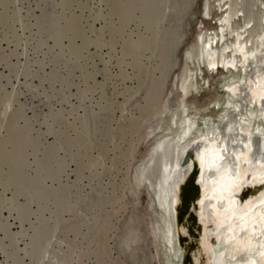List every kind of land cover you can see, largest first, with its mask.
<instances>
[{"label":"bare ground","instance_id":"1","mask_svg":"<svg viewBox=\"0 0 264 264\" xmlns=\"http://www.w3.org/2000/svg\"><path fill=\"white\" fill-rule=\"evenodd\" d=\"M195 1L161 2L159 21H164L167 11L172 10L170 21L173 23L168 22L167 29L173 31L175 38L169 34V38H162L165 40L162 42L161 39L162 49L155 53L160 61H154L150 67L154 71L163 69L165 75L161 79V71L158 75L152 70L140 118L143 129L140 128L138 137L129 146L118 186L110 181L113 182L111 189L103 192L102 188L106 187L100 184V179L97 187L89 186L90 189L96 187V191L82 192L83 184H75L78 175L71 183L61 181L52 186L46 184L47 177L35 166L34 174L23 169L21 195L30 198L31 192L24 185L26 178L30 182L36 179L40 184L42 181V185L35 191L39 196V215L34 214L35 220H30L29 226L19 223V229H10L12 233L9 232L15 243L21 242L25 236L29 238L22 241V248L15 246L16 255L18 249L24 252V255L16 256L20 257L21 264H129L127 259H135L137 251H143L140 243L147 239L154 246L151 258L156 264H264V144L255 148L252 142L256 135L264 139V0H200V16L208 20L209 25L199 21L192 41L187 43L179 58L173 51L178 39L184 38L185 31L179 32L177 21L182 22L183 15L190 11ZM247 6L250 14L245 9ZM179 26L180 29L181 24ZM163 27L158 26L155 38H159L157 35ZM155 48L158 51L156 43ZM171 62L176 68H172ZM168 81L171 89H167ZM204 91L207 95L200 102L198 96ZM84 122L82 124L86 125ZM223 124H227L226 134L219 130ZM166 139L172 144L173 154L170 162L163 163V170L168 167L170 171L167 175L159 173L145 182L143 173L160 142ZM142 142L147 143L146 147L134 158L132 151H137ZM240 147L245 148L240 155L244 165L238 158ZM189 148L192 154L184 163ZM221 148L228 153L219 161ZM211 165L215 169L213 173L209 170ZM191 180H195V188ZM248 186L255 190L244 200H239L237 195ZM72 187L77 190L76 200L67 196L66 191ZM140 189L147 196L144 206L146 223L143 226L140 223L142 214H130L120 229L116 220L126 208L125 196L128 192L135 196ZM185 191L188 192L183 195ZM49 196L55 200L53 215L58 220L53 221L54 226L68 223L66 228L71 229V236L65 233L64 236L51 234L50 237L53 228L48 231L51 222L44 215V211L51 209ZM29 200L31 204L33 196ZM28 202H21L27 217L36 211L30 209ZM81 203L85 204L86 210L92 208L91 212L87 215L78 210L84 219L71 222L72 214L66 217L61 208H77ZM9 207L14 209L12 205ZM71 209L68 213L72 212ZM97 210L99 212H95ZM90 215L93 221L89 220ZM191 216L196 221L191 222ZM13 224L8 222L9 227ZM29 228L33 229L32 234L27 232ZM114 228L116 232L110 235ZM211 229L216 231L214 236ZM16 235L19 237L15 238ZM110 237L113 246L108 244ZM211 241L216 244L213 252ZM57 251L61 253L58 256L54 254ZM27 256L28 261L25 260Z\"/></svg>","mask_w":264,"mask_h":264},{"label":"rangeland","instance_id":"2","mask_svg":"<svg viewBox=\"0 0 264 264\" xmlns=\"http://www.w3.org/2000/svg\"><path fill=\"white\" fill-rule=\"evenodd\" d=\"M161 2L0 0V264H21L20 257L16 256L24 255V252L18 248H22V241L29 238L25 236L21 242L15 243L11 231L19 229V223L24 224V227L29 226L30 220H35L34 214L36 217L39 215V196L35 191L42 185V181L40 184L36 179L34 182L27 178L24 180V185L31 192L30 198H34L30 204V198L20 193L25 170L34 174V169H39L47 177L46 184L52 186H57L61 181L71 183L78 175L75 184H83L82 192L96 191L94 189H97L100 182L107 188H102L103 192L109 191L113 182L118 186L129 146L143 129L140 127L145 105L143 99L154 71L150 66L154 61H160L155 53L162 49L160 44L165 41L162 38L174 34L167 29L168 22L172 21L168 14L170 10L164 21H159ZM199 4L200 0H196L190 11L183 16L179 32L184 30L185 36L174 52L179 58L187 43L192 41L199 21L209 25L208 20L200 16ZM158 26H164L157 35L160 39L155 38ZM155 71L159 75L160 70ZM168 84L167 89H171V84ZM206 95V91L202 92L198 100L201 102ZM146 144L142 142L137 151L135 149L136 152L132 151L134 158L139 156ZM90 184L97 186L90 189ZM73 189L66 191L67 196L76 200L77 190ZM137 194L134 196L128 192L125 196L126 208L116 220L120 229L130 214H142L140 223H143L142 226L146 223L147 212L144 206L147 196L143 189ZM49 197L51 200L48 205L51 209L44 211V215L49 217L48 222L52 223L48 231L54 227L53 221L58 220L54 216L55 200ZM23 201L28 202L31 210H36L28 217L21 205ZM9 204L13 210H10ZM78 207L72 210L69 206L71 213H68L70 209L66 207L61 209L66 217L72 214L73 218L81 212L86 214L85 204L81 203ZM8 222L14 224L9 227ZM60 224L62 233L54 235L64 236L69 233L68 236H71V229L66 228L68 223ZM27 232L32 234L33 229L29 228ZM115 232L114 228L110 235ZM111 238L108 244L113 246ZM151 244L149 239L140 243L143 251L138 250L135 259L128 256V263L152 264L153 261L156 264V260L151 258V252H154ZM15 246H19L17 255ZM26 259L28 261V256Z\"/></svg>","mask_w":264,"mask_h":264},{"label":"water","instance_id":"3","mask_svg":"<svg viewBox=\"0 0 264 264\" xmlns=\"http://www.w3.org/2000/svg\"><path fill=\"white\" fill-rule=\"evenodd\" d=\"M192 4H193V2H192ZM191 4V5H192ZM249 6H247L245 9H246V11H248L249 13H247V14H250V12H251V10L248 8ZM187 13V12H186ZM185 13V14H186ZM246 13V12H245ZM168 14L170 15V14H172V10H170L169 12H168ZM184 14V15H185ZM183 15V16H184ZM203 16V15H202ZM176 23V22H175ZM182 23V22H181ZM180 23V21L178 22L177 21V28H178V30H179V25L181 24ZM259 29V28H258ZM256 33V32H255ZM173 36V39L175 38V34H173L172 35ZM181 38H180V40L178 39V41H177V44H176V46H175V48H174V51L173 52H175V50H176V48L180 45V43H181ZM172 46V45H171ZM170 50H171V48H170ZM196 50L197 51H199L198 50V48H196ZM172 52V51H171ZM174 54V53H173ZM171 65H172V62H171ZM172 68H176V65L175 64H173L172 65ZM161 71V73H160V77H161V79H163V77H164V75H165V72L163 71V69H161L160 70ZM180 78H181V76H180ZM180 91H181V89H179ZM223 134H226L227 133V124H223L221 127H220V129H219ZM211 136V135H210ZM243 142V141H242ZM252 142H253V144H254V147L255 148H259V147H261L262 146V144H264V139L262 138V137H259V136H254L253 137V139H252ZM225 146L227 145V142L225 141ZM242 150H241V152L238 154L239 156H238V158L240 159L241 157H240V155H242L243 153H244V150H245V148L244 147H240ZM173 148H172V144L171 143H169L168 142V140L166 139V140H163L162 142H160V144H159V146L156 148V151L153 153V155H152V157H151V160H150V163H149V165H148V167H147V169L144 171V173H143V179H144V181L145 182H149V180H151V179H153V177L155 176V175H157V174H159V173H162L163 175H167V172H169L170 171V169L167 167L166 168V170H163V168H165L163 165L165 164V163H168V162H170V157L172 156V154H173V150H172ZM221 158H220V160L219 161H222V160H224V158H225V155H226V153H228V150H226L225 148H221ZM243 151V152H242ZM253 153V152H252ZM192 154V150H191V148H189V149H187L186 150V153H185V155H184V158H183V161H184V163H187V160H188V158L190 157V155ZM241 160H242V164L244 165V163H245V161L241 158ZM234 161V160H233ZM164 163V164H163ZM210 172H214L215 171V169H214V166H212L211 165V167H210ZM194 174H195V172H194ZM192 182H191V185L193 186V188H195V180H191ZM190 188H191V186H190ZM255 189H252L251 187H245L244 189H242L241 190V192L237 195V198L239 199V200H244V198H246L247 196H248V194L250 193V192H252V191H254ZM188 191H185L184 193H183V195L185 194L186 195V193H187ZM256 193L258 192V191H255ZM224 201V199H222V202ZM91 210H92V208H87V211H86V214L88 215L90 212H91ZM95 212H99L98 210L97 211H95ZM92 215V214H91ZM89 216V220H91V221H93L92 220V216ZM84 216H83V214H81V213H79V214H76L73 218H72V220L74 221H76L77 222V220H79V219H84L83 218ZM88 218V217H87ZM85 220H87V219H85ZM190 221L191 222H194V221H196L194 218H193V216H191V219H190ZM93 223V222H92ZM91 223V224H92ZM62 224H57L56 225V227L54 226L53 227V230H51L50 232H49V235H50V237H52V235L51 234H54V233H62V226H61ZM84 226V225H83ZM93 229V228H92ZM215 230V229H214ZM213 229H211V233H212V236H214L215 234L213 233V232H216V231H214ZM53 231V232H52ZM255 238H256V236H255ZM51 241V240H50ZM211 244H212V252H213V249L216 247V244H215V242H213V241H211ZM54 245H56V244H54ZM46 246V245H45ZM66 247V246H65ZM256 248H257V246H256ZM54 254L55 255H59V254H61L59 251H57V252H54ZM211 255V254H210ZM234 259V258H233ZM73 262H71V264H72Z\"/></svg>","mask_w":264,"mask_h":264}]
</instances>
